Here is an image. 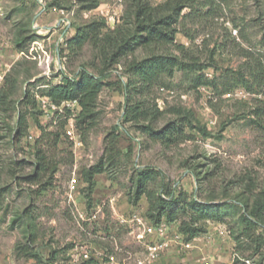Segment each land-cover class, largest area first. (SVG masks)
<instances>
[{
  "label": "rangeland",
  "instance_id": "1",
  "mask_svg": "<svg viewBox=\"0 0 264 264\" xmlns=\"http://www.w3.org/2000/svg\"><path fill=\"white\" fill-rule=\"evenodd\" d=\"M97 1L90 9L86 0H0V89L7 78L16 81L11 109L0 110V264H73L81 246L90 250L84 264H136L149 245L165 240L160 259L147 264H257L264 257V211L251 212L264 202V83L255 81L254 69L258 60L264 63V0H123L108 23L104 16L115 2ZM166 2L185 4L173 25L174 43L139 46L109 67L94 120H78L83 148L75 151L64 135L57 143L54 136L42 138L63 130L45 118L38 96L66 77L77 79L83 67L97 77L104 67L101 48L93 43L71 50L77 27L103 20L104 34L132 33L137 4L163 9ZM153 55L205 68L175 67L132 88L134 76L125 63ZM43 59L50 60L48 73L39 64ZM226 70L244 72V82L233 84L234 74ZM202 74L214 83L197 86ZM136 104L146 113L128 120V106ZM183 116L208 134L188 124L185 139L164 145L144 129H161ZM33 132L35 140L29 138ZM37 149L56 170L32 180ZM100 162L105 171L90 186L83 171ZM146 168L161 173L137 197L139 170ZM76 176L79 183L72 188ZM163 185L172 200L162 221L152 222L164 224L165 235L139 237L130 217L149 216ZM200 204L214 216L199 220L202 232L188 238L180 227ZM247 217L258 222L250 231L256 237L243 236L240 245L235 238L242 236Z\"/></svg>",
  "mask_w": 264,
  "mask_h": 264
},
{
  "label": "trees",
  "instance_id": "2",
  "mask_svg": "<svg viewBox=\"0 0 264 264\" xmlns=\"http://www.w3.org/2000/svg\"><path fill=\"white\" fill-rule=\"evenodd\" d=\"M87 1L84 5L85 8H95L98 6V1ZM185 4H166L163 9L153 8L148 4L139 3L135 12V30L130 33L127 31L126 34L118 33H103V29L106 26L103 20H95L89 24L77 27L76 35L69 39V47L72 51L80 49L86 43H93L96 47L101 48V54L103 59L104 67L99 71V77L95 76L92 72L85 69L84 67L79 71L78 78L72 79L66 77L63 83L53 85L47 92L55 102L60 103L67 100H76L81 105L82 111L79 116L80 124L85 123L87 120H94L96 114L97 99L103 89L102 76H104L109 67L115 64H120L124 58L132 54L135 49L142 45H147L152 42L161 43H174L176 29L173 25L178 21V17ZM171 11L168 14H160L163 10ZM126 71L130 72L134 76L133 87L145 86L152 83L160 74L164 72L173 73L175 67L187 68L192 71H202L205 66L203 65H188L177 59L153 55L142 60L132 59L128 63H125ZM229 72L233 73L231 81L233 84L238 85L244 82L245 73L241 71L226 70L225 75ZM255 81L261 85L264 83V63L258 60L254 69ZM15 80L7 78L6 84L0 89V110L4 113L9 111L11 108L8 105L11 100L8 101L9 97L15 92ZM213 79L207 78L204 74L198 77L196 85H212ZM132 92V90L130 91ZM145 111L139 105L128 106V110L125 113V117L128 120H138V118L145 115ZM184 118V119H183ZM180 120H175L168 123L161 129H155L151 125H145L144 129L149 134L150 138L155 142H160L164 145H170V143L179 142L185 139V128L189 124L191 128L197 129L200 133L207 135L208 132L205 126L200 124H193L191 120H188L187 116H183ZM61 130H63V123L60 124ZM64 135L63 131L60 132H46L42 135V138L48 136L49 139L54 136V143H57L61 136ZM39 162L37 164L36 174L32 175V180H38L41 172L48 170H56L51 167L46 152L42 149L36 151ZM105 171L104 163L92 166L83 171L84 180L90 183V186L94 184V176L96 174ZM139 177L136 182V194L137 197L142 194H146L148 189L146 183L149 179H152L157 174L161 173L152 168H146L139 170ZM168 195H173L172 191L167 190V186L163 185L161 192L159 193V201L156 208H150L149 216L147 217L159 223L166 215V209L169 208L171 200L167 198ZM151 198L150 193L148 195ZM197 203V202H196ZM200 206V207H199ZM198 207L195 206V213L191 215L189 221L182 223L180 231L188 235V238L197 236L202 230L198 227V222L201 219H210L214 214L205 208V205L200 204ZM155 209V210H154ZM157 211V213H155ZM264 211V202L253 212L251 215L258 216L260 212ZM175 211L168 214V220L171 222L175 219ZM246 227L243 230L242 236H237L235 239L241 245V238L244 236L255 238L254 234H250V231L258 226L257 220H253L251 217L245 218ZM258 240H262V236H257ZM253 241H256L254 239ZM42 264H53V262H45ZM257 264H264V257Z\"/></svg>",
  "mask_w": 264,
  "mask_h": 264
},
{
  "label": "built area",
  "instance_id": "3",
  "mask_svg": "<svg viewBox=\"0 0 264 264\" xmlns=\"http://www.w3.org/2000/svg\"><path fill=\"white\" fill-rule=\"evenodd\" d=\"M104 1L106 3H110L109 0ZM104 1H101V3ZM114 2L115 4L113 6L108 7L109 10L104 16L107 23L110 22V20L115 16L117 17L123 7V0H114ZM39 64L45 68L44 73H48L50 69V60L43 59L39 61ZM202 88L205 89V86H203ZM38 105L40 107V110H42L45 118L52 121L54 125H60L63 123L64 136L72 141L71 144L75 151L81 150L83 148V141L81 139V134L79 131L78 120L82 108L79 102L76 100H67L57 103L48 95H40L38 96ZM29 138L31 140H35L36 133H31ZM78 179L79 178L77 176L71 178L72 188L78 186ZM130 218L131 221L137 223V229L141 230V232H139V237H144L145 234L151 235L156 232H159V234L161 235H165L164 224H160L157 226L147 216H144L139 212H133ZM122 221H125V218H123ZM165 241L168 243L167 240ZM165 241L164 243L157 242L149 245L145 255L139 258L136 261V264L153 263L159 260L167 246V243ZM186 247H190V244L181 243V248L184 249ZM90 257L91 256L89 248L87 246H81L80 248H78L76 255H73L71 259L73 264H84L90 259Z\"/></svg>",
  "mask_w": 264,
  "mask_h": 264
},
{
  "label": "crops",
  "instance_id": "4",
  "mask_svg": "<svg viewBox=\"0 0 264 264\" xmlns=\"http://www.w3.org/2000/svg\"><path fill=\"white\" fill-rule=\"evenodd\" d=\"M169 243V242H168Z\"/></svg>",
  "mask_w": 264,
  "mask_h": 264
}]
</instances>
